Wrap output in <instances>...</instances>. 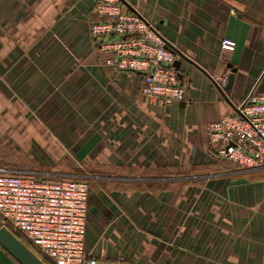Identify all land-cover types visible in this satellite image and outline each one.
Here are the masks:
<instances>
[{
    "label": "crops",
    "instance_id": "crops-1",
    "mask_svg": "<svg viewBox=\"0 0 264 264\" xmlns=\"http://www.w3.org/2000/svg\"><path fill=\"white\" fill-rule=\"evenodd\" d=\"M122 1L184 55L187 102L163 107L135 72L116 73L90 31L98 0H0V147L104 165V189L89 193L87 257L264 264V169L222 170L206 132L264 93V0ZM130 162L144 180L121 176ZM175 165L183 175L151 173ZM0 264L18 263L0 246Z\"/></svg>",
    "mask_w": 264,
    "mask_h": 264
},
{
    "label": "built area",
    "instance_id": "built-area-1",
    "mask_svg": "<svg viewBox=\"0 0 264 264\" xmlns=\"http://www.w3.org/2000/svg\"><path fill=\"white\" fill-rule=\"evenodd\" d=\"M91 35L114 55L116 73L143 72L142 94L163 107L187 102L175 67L184 55L156 24L122 0H98ZM225 84L220 86H224ZM211 154L239 171L264 169V93L254 89L232 113L206 129ZM89 186L77 179L48 181L0 169V223L19 233L43 262L131 264L87 257Z\"/></svg>",
    "mask_w": 264,
    "mask_h": 264
},
{
    "label": "rangeland",
    "instance_id": "rangeland-1",
    "mask_svg": "<svg viewBox=\"0 0 264 264\" xmlns=\"http://www.w3.org/2000/svg\"><path fill=\"white\" fill-rule=\"evenodd\" d=\"M175 148L180 149L182 152L186 150V147L184 149L183 145H175L174 153ZM5 149H7L8 151L5 152ZM125 150L126 152L130 153L131 147H125ZM220 166L222 170H229L230 168L237 169L236 167L232 166L230 163L227 162H220ZM0 169H7L13 174L31 175L48 181H57L60 179L83 180L87 182L89 190L93 186L98 190L104 189V165L100 163L64 160L59 162H52L48 160L39 162L35 159L32 153L28 154L22 151L15 152V148L13 147H0ZM133 169L134 164H132L131 162L127 163L121 171V176H125V178L130 181L132 179L140 181L144 180L139 177H136L137 175H139V172H136V176H133ZM206 169L212 170V167L208 166L206 167ZM248 178V180H254V178ZM14 234L16 236L20 235L19 233L15 232Z\"/></svg>",
    "mask_w": 264,
    "mask_h": 264
},
{
    "label": "water",
    "instance_id": "water-1",
    "mask_svg": "<svg viewBox=\"0 0 264 264\" xmlns=\"http://www.w3.org/2000/svg\"><path fill=\"white\" fill-rule=\"evenodd\" d=\"M101 42L102 39H99L98 45ZM186 61L191 62L188 60ZM181 66H182L181 61H177L175 63V67L177 68L178 72L180 71ZM228 68L230 69V73L227 77V83L225 85L224 90L229 92L233 86V82L237 70L232 66H229ZM135 73L139 75L143 80L145 75L143 72H135ZM179 77H181L180 72H179ZM0 246L18 264H46L37 255H35V253L31 249H29L22 241H20L14 233H12L10 230H8L5 227H2L1 223H0Z\"/></svg>",
    "mask_w": 264,
    "mask_h": 264
},
{
    "label": "trees",
    "instance_id": "trees-1",
    "mask_svg": "<svg viewBox=\"0 0 264 264\" xmlns=\"http://www.w3.org/2000/svg\"><path fill=\"white\" fill-rule=\"evenodd\" d=\"M219 162H224V163H226V161H224V160H218ZM228 163V162H227ZM136 172H139V170H137V169H133V176H136L135 174H136ZM151 173H153V175H157V177H159V178H161V177H164V176H174V177H179V176H181V175H183L184 174V172H183V169L181 168V167H179V166H173V167H171V168H167V169H151ZM147 174H149V170H145L144 172H143V174H141L142 175V177H143V175H144V177H148L147 176ZM146 175V176H145ZM251 178H254V180H257L258 178H256V177H251ZM167 185L168 184H163V186H164V188L165 187H167ZM18 237V239L20 240V241H22L25 245H27L26 244V242H25V240L21 237V235H19V236H17ZM28 247V246H27ZM46 264H51V263H49V262H45Z\"/></svg>",
    "mask_w": 264,
    "mask_h": 264
}]
</instances>
